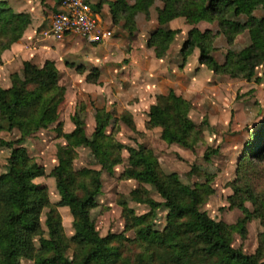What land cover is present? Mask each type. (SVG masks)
<instances>
[{"label": "trees", "instance_id": "obj_1", "mask_svg": "<svg viewBox=\"0 0 264 264\" xmlns=\"http://www.w3.org/2000/svg\"><path fill=\"white\" fill-rule=\"evenodd\" d=\"M159 1L163 5L158 10L159 26L179 17H185L189 24L194 25L202 21L217 22L220 34L228 44H232L236 36L247 33L249 44L238 52L228 51L224 62L219 64L212 55L211 33L193 28L178 52L183 60L197 49L199 64L213 74L244 80L253 78L256 69L264 63V0ZM153 3L154 0H115L108 6L113 23L123 21V29L132 35L136 29V15L143 13L147 17ZM104 4L105 0H99L96 6H92L93 12H100ZM257 7L262 10L261 18L253 15ZM241 16L245 17L243 21L239 19ZM29 24L28 14L14 13L0 1V65L2 53L21 39ZM175 34V31L158 28L151 33L146 45L154 49L156 58L161 59ZM93 72L96 74V69ZM90 76H87V82L94 83L96 80ZM10 78L11 87L0 88V130L18 127L27 134L53 124L63 93L56 83L57 71L53 62L46 61L42 67L23 62L22 76L14 73ZM147 118L149 127L162 129L164 142L192 148L189 140L195 126L188 119L186 102L173 91L156 97ZM111 119L109 113L96 110L95 129L88 137L78 116L73 117L75 129L63 136L67 144L58 149V165L52 175L60 197L56 206L67 207L73 219L74 234L68 240L62 233L59 215L55 207L50 206L44 188L33 183L34 179L43 176V169L28 157L24 147H15L23 139L0 142L1 146L11 150L8 169L0 175V264H19L20 259L30 260L33 264H115L119 260V249L112 245L114 238L100 237L89 215L95 198L100 194V173L94 170L73 172L71 169L72 146L80 143L89 146L103 169L111 171L120 163L115 147L106 142L105 129ZM121 120L128 126L133 125L128 115L121 116ZM251 138L240 158L242 165L251 161L264 163V118ZM126 150L129 154L126 176L153 186L167 209L166 227L158 233L151 229L148 221L159 206L157 203L150 199L137 200L151 209L149 214L139 217L123 208L126 222L135 228L136 241L147 254L141 255L140 261H146V264H264L259 253L248 256L231 247L227 226L200 211L202 198L198 189L182 186L173 175H161L151 153L144 148ZM234 190L231 205L248 216L243 206L244 197L240 195L242 188ZM254 196L251 192L249 198ZM44 208H49L45 222L48 239L43 237L39 223ZM238 227L242 228V224L238 223ZM35 237H39V248H35L33 243ZM70 244L78 249V254L72 258L65 255Z\"/></svg>", "mask_w": 264, "mask_h": 264}, {"label": "rangeland", "instance_id": "obj_2", "mask_svg": "<svg viewBox=\"0 0 264 264\" xmlns=\"http://www.w3.org/2000/svg\"><path fill=\"white\" fill-rule=\"evenodd\" d=\"M162 6L159 0H154L147 17L143 13L136 15L138 29L136 24L132 35L125 31V34L118 36L114 32L109 41L119 45L113 51L114 59L120 61L117 65L121 66L127 63L125 55L132 46H139V43L143 45V39L148 40L158 28L176 32L166 55L161 59L168 57V64L176 62L178 65L179 97L186 102L188 119L195 126L189 140L191 149L164 142L161 139L162 129L147 125V102L139 103L138 98L135 100L131 89L121 86L118 90L125 94L121 97L108 87H103V78L98 69L92 67L88 60L81 59L82 53L95 49L96 45L88 44L75 36L69 37L71 45L65 41L72 46L75 56L66 58L61 55V58H56L55 63L53 62L57 71L56 83L63 92L56 107V121L46 129L27 134L18 127L1 129L0 142L23 139L15 147H24L28 157L43 169V176L34 179L33 183L44 188L50 206L55 207L59 215L62 233L68 240L74 234L73 219L67 207L56 206L60 197L52 175L58 165V149L67 144L63 136L75 129L73 117L78 116L85 134L91 137L95 129V111L104 110L112 117L105 129L106 142L115 147L114 152H118L120 163L114 165L111 171L103 169L89 146L80 143L72 146L71 169L73 172L94 170L100 173V194L95 198L89 215L100 237L114 238L112 245L118 247L120 253L115 264H146V261H140V256L147 254L136 241L135 228L129 226L123 216L124 207L136 217L143 216L149 214L151 209L137 200L150 199L159 205L148 218L151 229L160 233L166 227L167 209L155 188L125 174L129 169V154L126 149L138 150L140 147L151 153L161 175H173L182 186L198 189L202 198L200 211L227 226L229 241L234 250L248 256L259 253L261 262H264V163L251 161L250 164L242 165L239 162L246 144L252 140L251 135L261 127L264 118V63L256 69L253 78L244 80L213 74L199 64L197 49L183 60L178 52L193 28L202 33H211L214 49L212 55L219 64L224 62L228 51L238 52L249 44L247 33L236 36L234 42L228 44L220 34L217 22L202 21L194 25L189 24L185 17H179L159 26L158 10ZM253 15L261 18L262 10L257 7ZM239 19L243 21L245 17L241 16ZM173 21L174 24H170ZM200 23L205 24L201 27ZM46 29L45 25L43 31ZM58 48L62 46L56 49ZM93 51L94 56H100L99 50ZM94 69L97 75L93 72ZM14 73L21 77L22 68L14 66L0 69V88L11 87L10 77ZM89 75L90 79L96 80L94 83L87 82ZM123 115L131 118L132 126L121 120ZM10 154L11 150L0 144V175L8 169ZM243 171L248 173L244 174ZM236 187L243 190L240 195L244 197L243 206L247 209L248 216L231 205L230 199L234 196ZM251 192L255 195L252 199L249 198ZM48 212L49 208H44L39 217L43 237L46 239L48 230L45 222ZM238 223L242 224V228L238 227ZM33 243L35 248H39V237H35ZM76 254L78 249L71 244L65 249V255L69 258ZM19 264L33 262L20 259Z\"/></svg>", "mask_w": 264, "mask_h": 264}, {"label": "crops", "instance_id": "obj_3", "mask_svg": "<svg viewBox=\"0 0 264 264\" xmlns=\"http://www.w3.org/2000/svg\"><path fill=\"white\" fill-rule=\"evenodd\" d=\"M0 1L5 2L14 13H24L30 16V24L21 39L2 53L0 69L14 66L22 68V63L27 61L35 66L42 67L46 61L55 63L56 58H61L62 56L72 58L75 56L72 46H69L71 45L69 37H72V35H68L61 40L42 35L44 26L46 25L48 29L52 15L59 11L57 0ZM105 1L106 4L101 7L100 12L96 15L99 18L100 28L103 31H109L111 35L108 37L109 39L106 38L104 40L103 45H96L95 49H88L82 53L81 59L88 60L92 67L98 69L100 77L103 78V81H101L103 82V87H108L111 92L114 91L122 97L125 94L118 89L121 86H126L131 89L130 91L135 100L138 98L139 103L147 102V108L155 103L157 96H165L169 91H173L179 96L178 65L175 64L176 62L168 64L170 61L168 57L157 59L153 49L147 47V39H143V45L139 43V46H136V44L132 46V49L125 55L127 60L125 65H117L120 61L114 59L115 52L113 49H118L119 45L109 40L114 32L121 36L125 34V30L123 29V21L118 23H113L112 21L108 3H114L115 0ZM98 2L99 0H94L93 6H96ZM43 4H45V7ZM174 22L170 24H174ZM136 24L138 29V22ZM204 24L200 23L199 26L202 27ZM56 41H61V43L58 44ZM65 41H68L69 45ZM58 46H62V48L56 49ZM96 49L99 50V57L94 56L95 51L93 50Z\"/></svg>", "mask_w": 264, "mask_h": 264}, {"label": "built area", "instance_id": "obj_4", "mask_svg": "<svg viewBox=\"0 0 264 264\" xmlns=\"http://www.w3.org/2000/svg\"><path fill=\"white\" fill-rule=\"evenodd\" d=\"M57 1L59 11L52 15L49 27L43 33L45 37L61 40L72 35L88 44L99 45L111 35L100 28L99 18L92 10L94 0Z\"/></svg>", "mask_w": 264, "mask_h": 264}]
</instances>
